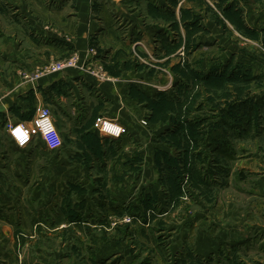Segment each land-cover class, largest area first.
Listing matches in <instances>:
<instances>
[{
  "label": "rangeland",
  "instance_id": "374dc122",
  "mask_svg": "<svg viewBox=\"0 0 264 264\" xmlns=\"http://www.w3.org/2000/svg\"><path fill=\"white\" fill-rule=\"evenodd\" d=\"M135 1L154 19L131 34L132 57L151 72L152 125L164 126L148 175L133 152L135 172L107 195L104 179L49 164L62 142L41 154L46 177L18 180L14 160L32 153L0 135V264H264V0ZM15 6L0 0V39Z\"/></svg>",
  "mask_w": 264,
  "mask_h": 264
},
{
  "label": "crops",
  "instance_id": "0c3cea01",
  "mask_svg": "<svg viewBox=\"0 0 264 264\" xmlns=\"http://www.w3.org/2000/svg\"><path fill=\"white\" fill-rule=\"evenodd\" d=\"M8 1L15 2L19 10L1 12L6 33L0 39V135L8 139L9 124L30 123L36 109L46 106L62 142H71L50 165L59 163L74 177L104 179L107 195H114L112 188L124 171L133 175L138 170L142 180L152 162L154 133L164 126L154 129L152 125L153 78L146 65L134 63L132 54L137 47L133 48L130 38L136 26L152 25L153 13L140 16L135 0H100L96 10L95 0H67L64 7L49 10L39 0H28L30 4ZM120 19L124 29L119 27ZM20 23L26 24L27 31ZM72 55L78 58L76 67L33 76L42 67ZM100 116L124 126L126 133L115 138L95 129L93 124ZM7 142L15 147L11 140ZM26 148L32 153V164L25 156L16 157L15 178L46 177L43 174L51 169L46 166L43 172L40 166L43 150L49 152L43 141L35 138ZM133 152L139 159L132 160L134 170H127L124 164ZM55 165L54 171L58 169Z\"/></svg>",
  "mask_w": 264,
  "mask_h": 264
},
{
  "label": "built area",
  "instance_id": "2783aa9c",
  "mask_svg": "<svg viewBox=\"0 0 264 264\" xmlns=\"http://www.w3.org/2000/svg\"><path fill=\"white\" fill-rule=\"evenodd\" d=\"M77 57L75 55L56 60L33 74L34 77L49 72H58L66 68L76 67ZM93 127L103 134L119 138L126 133V128L115 124L102 116L96 118ZM19 130V131H18ZM9 140L18 148L27 147L35 138H40L46 149L55 152L62 147V137L54 123L48 107L40 106L36 109L35 116L30 123L15 122L9 124L6 129Z\"/></svg>",
  "mask_w": 264,
  "mask_h": 264
},
{
  "label": "trees",
  "instance_id": "16d2710c",
  "mask_svg": "<svg viewBox=\"0 0 264 264\" xmlns=\"http://www.w3.org/2000/svg\"><path fill=\"white\" fill-rule=\"evenodd\" d=\"M226 10H227V8H226ZM226 14L228 15V17L229 18H231V20L234 22V19L235 18H239V17H235V15H232V13L231 12H227L226 11ZM236 23H238V21H235ZM239 24H240V26H242V24H241V19H240V21H239ZM177 175V174H176Z\"/></svg>",
  "mask_w": 264,
  "mask_h": 264
},
{
  "label": "snow or ice",
  "instance_id": "6c2138e0",
  "mask_svg": "<svg viewBox=\"0 0 264 264\" xmlns=\"http://www.w3.org/2000/svg\"><path fill=\"white\" fill-rule=\"evenodd\" d=\"M19 131V130H18Z\"/></svg>",
  "mask_w": 264,
  "mask_h": 264
}]
</instances>
